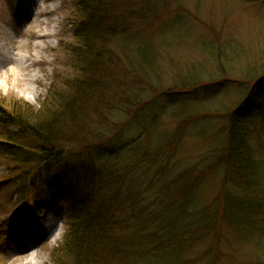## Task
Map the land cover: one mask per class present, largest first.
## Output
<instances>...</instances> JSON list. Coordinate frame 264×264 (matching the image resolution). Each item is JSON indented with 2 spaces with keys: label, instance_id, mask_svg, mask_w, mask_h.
Returning a JSON list of instances; mask_svg holds the SVG:
<instances>
[{
  "label": "rangeland",
  "instance_id": "1",
  "mask_svg": "<svg viewBox=\"0 0 264 264\" xmlns=\"http://www.w3.org/2000/svg\"><path fill=\"white\" fill-rule=\"evenodd\" d=\"M22 1L0 0V32L7 31L16 43H26L29 51H32V41L26 35L27 27L31 26L33 32L46 30L51 35L37 41L39 62L30 69V73L37 77L35 82L20 79L15 83L9 75L13 66L0 68V100L7 104L22 101L38 110L49 91L53 94L64 92L65 85L76 81V73L68 57L74 46L73 26L78 20L76 1H29L30 15L35 18L39 10L42 13L51 11L49 16H39L37 23H33L35 18H22ZM159 1L160 18L127 41L133 47L149 46L154 64L146 73L148 80L144 82L140 78L141 85H138L133 76L123 79L118 92V67L109 63L111 77L92 75L93 79L87 80V84L92 83L97 90L80 92L79 129L69 135L77 142L87 137L97 139L100 146L111 148L113 143L109 138L127 118V110L143 106L136 117L138 123L136 118L133 119L131 127L119 140L121 146L108 156L110 163L115 162L119 167L135 158L138 162L154 158V164H143L142 169L148 166L154 175L155 184L144 196L148 204L150 200L152 203L158 191L159 178L165 180L190 169L194 170L191 178L194 175L201 178L191 210L197 213L206 210V214L213 215L211 222L214 223L204 235L183 243L180 263L264 264V171L258 193L263 201L261 220L255 214L252 218L250 214L241 213V219L252 221L244 228L221 221L220 207L217 204L213 206V203L222 192L233 201L253 205L258 197L248 196L225 180L222 166L213 170L210 167L225 141L224 115L243 99L248 89L247 82L261 75V65L264 64V0ZM96 79L111 81L115 94L110 90H99ZM230 79L241 80V83ZM197 83L200 84L194 88ZM26 85L35 90V95L25 90ZM118 93L122 94L120 100ZM125 100L129 102L123 111L119 103ZM185 120L191 121L181 128L183 133L178 135L177 147L167 151L168 142L175 138ZM251 144L259 159L264 152V141L255 136ZM9 167V163L0 156V264H52V253L63 244L65 216L53 210L34 221L21 209L15 215L19 200L13 195V179L6 178ZM130 176L126 172V183L131 180ZM242 205L245 204L242 202ZM255 234L260 235L257 237ZM19 250L26 254L22 259H16ZM144 262L163 264L161 259L154 263Z\"/></svg>",
  "mask_w": 264,
  "mask_h": 264
},
{
  "label": "trees",
  "instance_id": "2",
  "mask_svg": "<svg viewBox=\"0 0 264 264\" xmlns=\"http://www.w3.org/2000/svg\"><path fill=\"white\" fill-rule=\"evenodd\" d=\"M75 1L78 20L73 26L74 46L68 53L76 73L75 83L65 85L64 92L49 91L38 110L22 101L7 104L0 100V156L10 165L6 178L13 179V195L19 200L16 211L25 210L34 221L53 210L65 215L63 244L52 253V264H145L144 261L154 263L158 259L163 264H181L179 254L183 243L204 235L214 223L213 215L206 214V210L199 213L191 210L201 178L197 175L191 178L193 169L165 180L159 178L158 191L148 204L144 196L155 184L154 175L148 166L142 169L143 164H154V158L139 162L135 158L126 163L128 166L119 167L115 162L110 163L108 156L121 146L119 140L143 106L127 110V118L109 138L113 143L111 148L100 146L97 139L87 137L77 142L69 135L79 129L80 92L97 90L92 83L87 84L92 75L110 78L109 63L118 67V92L123 79L133 76L138 83L140 78L148 80L146 73L154 64L149 46L133 47L127 41L160 18V1ZM263 65L261 75L247 82L243 99L224 115L225 141L210 166L211 170L222 166L225 180L248 196L258 197L253 205L233 201L222 192L213 203L220 207L221 221L244 228L252 221L241 219V213L252 218L255 214L260 220L262 216L263 201L258 193L262 186L264 152L256 158L251 140L258 136L264 141ZM107 79H96L97 87L114 93ZM230 81L241 83V80ZM126 88L131 92L128 85ZM120 94L118 100L122 98ZM128 102L119 103L121 110L125 111ZM190 121L180 125L175 138L168 142L167 151L177 147L178 135L183 133L181 128ZM126 172L131 174L128 183Z\"/></svg>",
  "mask_w": 264,
  "mask_h": 264
},
{
  "label": "bare ground",
  "instance_id": "3",
  "mask_svg": "<svg viewBox=\"0 0 264 264\" xmlns=\"http://www.w3.org/2000/svg\"><path fill=\"white\" fill-rule=\"evenodd\" d=\"M29 1L32 2L33 0L22 1V4H24L22 7V18L24 19L35 18L33 14L30 15V6L28 4ZM50 14L51 11L42 13L39 10L33 23H37L39 16H49ZM28 23L29 22H27V24ZM26 29V35L30 37V40L32 41V51H29L28 45L26 43H16L15 38L12 37V35L10 36L7 31L0 32V34L2 33V36H0V68L3 69L7 65H12L13 67L10 68L9 75L13 78L15 83H17L20 79L30 82H35L37 80L36 75H32L30 73V69L39 62V58L37 56V41H43L49 38L51 35V33L47 32L46 30L44 32H40L39 30L33 32L31 26L27 27ZM25 90L30 92L32 95H35V90L30 86L26 85ZM24 250L27 249L25 248ZM19 252L20 253L16 254V259H22L26 255L21 250H19Z\"/></svg>",
  "mask_w": 264,
  "mask_h": 264
}]
</instances>
